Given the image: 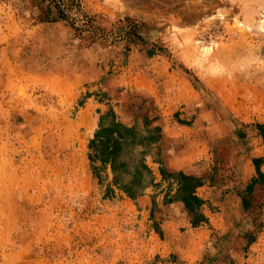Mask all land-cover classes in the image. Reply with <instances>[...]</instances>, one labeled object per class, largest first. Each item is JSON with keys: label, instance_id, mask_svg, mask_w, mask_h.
<instances>
[{"label": "rangeland", "instance_id": "obj_1", "mask_svg": "<svg viewBox=\"0 0 264 264\" xmlns=\"http://www.w3.org/2000/svg\"><path fill=\"white\" fill-rule=\"evenodd\" d=\"M50 1L0 0V264H264V162L247 189L264 158V9ZM109 109L160 127L143 197L90 168ZM161 164L201 177L206 222L164 203L176 181Z\"/></svg>", "mask_w": 264, "mask_h": 264}, {"label": "trees", "instance_id": "obj_2", "mask_svg": "<svg viewBox=\"0 0 264 264\" xmlns=\"http://www.w3.org/2000/svg\"><path fill=\"white\" fill-rule=\"evenodd\" d=\"M160 137L161 130L158 125L146 126L143 129L136 124L127 125L118 120L114 111L109 109L101 114L97 127L88 141V159L92 173L99 178L98 163L108 165L113 185L132 199L140 197L145 187L153 182L152 171L145 158V148L157 143ZM252 161L257 176L251 179L247 186L248 190L258 182V176H263L259 166L264 162V158L255 157ZM159 173L161 178L176 181L175 192L165 199L164 203L179 199L187 209L191 226L206 222L207 217L200 210L203 199L196 193V188L203 184L201 177L183 170L170 171L163 164L159 168ZM245 202L242 200L243 206H247Z\"/></svg>", "mask_w": 264, "mask_h": 264}, {"label": "crops", "instance_id": "obj_3", "mask_svg": "<svg viewBox=\"0 0 264 264\" xmlns=\"http://www.w3.org/2000/svg\"><path fill=\"white\" fill-rule=\"evenodd\" d=\"M204 1V2H203ZM230 4L229 6H216V2H218V0H202L199 4L195 3L193 4L192 1H190V3L184 4V9H199L200 11L202 9H242L244 11L243 17H245L247 20L251 17V15H254L256 13H258V9H264V0H227ZM211 2L210 4H207ZM196 30V26L194 27H190L189 29H183V32L188 33V34H193V32ZM175 37L177 38L176 34L174 33ZM180 127L183 128V124H179L177 123ZM163 128H162V132L164 133V135H166V129H165V125L160 124ZM166 165L171 166L170 168H179L176 167V161L171 160V158H169V156L166 158L165 160ZM155 174L156 178H159V173L158 171L155 172L153 171ZM199 189V188H198ZM140 197H143L140 196ZM174 203V204H173ZM172 206L174 208H179V203L173 202ZM172 226L174 229L177 228V226H179L180 222H183L184 225H186V227H191L189 223H186L184 218H181V221L175 219L172 220ZM201 227V226H200Z\"/></svg>", "mask_w": 264, "mask_h": 264}]
</instances>
